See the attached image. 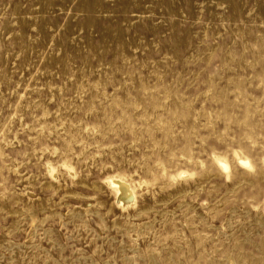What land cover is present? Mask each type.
<instances>
[{
    "label": "rangeland",
    "instance_id": "1",
    "mask_svg": "<svg viewBox=\"0 0 264 264\" xmlns=\"http://www.w3.org/2000/svg\"><path fill=\"white\" fill-rule=\"evenodd\" d=\"M0 264H264V0H0Z\"/></svg>",
    "mask_w": 264,
    "mask_h": 264
},
{
    "label": "bare ground",
    "instance_id": "2",
    "mask_svg": "<svg viewBox=\"0 0 264 264\" xmlns=\"http://www.w3.org/2000/svg\"><path fill=\"white\" fill-rule=\"evenodd\" d=\"M116 187H118V188H119V187H120V185H117Z\"/></svg>",
    "mask_w": 264,
    "mask_h": 264
}]
</instances>
